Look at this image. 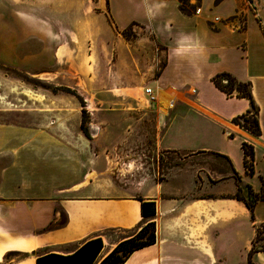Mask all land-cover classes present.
I'll list each match as a JSON object with an SVG mask.
<instances>
[{
    "label": "crops",
    "instance_id": "0c3cea01",
    "mask_svg": "<svg viewBox=\"0 0 264 264\" xmlns=\"http://www.w3.org/2000/svg\"><path fill=\"white\" fill-rule=\"evenodd\" d=\"M181 1L0 0V68L83 71V90L75 88L86 103L97 71L95 96L111 95L121 119L123 104L148 99L144 110L131 107L130 133L144 120L153 125L146 133L159 156L153 179L127 185L82 133L75 96L45 94L38 110L18 112L24 121L1 108L0 264H35L36 255L70 254L97 237L106 254L121 240L112 232L137 229L139 198L154 202L155 241L123 264H264V199L251 213L233 198L239 186L264 192V0ZM132 26L136 36L124 39ZM110 46L115 77L104 81ZM128 53L141 61L128 63ZM222 72L250 83L260 135L232 122L251 104L215 86ZM142 83L153 87L154 101ZM157 95L178 110L157 111ZM91 124L100 131L101 123ZM243 142L254 150L251 175Z\"/></svg>",
    "mask_w": 264,
    "mask_h": 264
},
{
    "label": "rangeland",
    "instance_id": "374dc122",
    "mask_svg": "<svg viewBox=\"0 0 264 264\" xmlns=\"http://www.w3.org/2000/svg\"><path fill=\"white\" fill-rule=\"evenodd\" d=\"M97 24L100 26H104V20L102 18L99 19V22ZM110 25L109 23H107V26ZM132 29L133 26L126 28L123 31L126 36L124 37V39H134L136 35L135 32L132 31ZM146 33L147 34L145 35L150 36V34L148 35V32ZM107 40L108 42H111V40ZM160 49L161 48H159L158 50ZM128 55L129 56H126L128 63L141 61L140 56L132 58L129 53ZM143 57L146 58L145 61L148 62L153 56L143 55ZM113 59V51L110 46L106 50L105 70L101 71V79L104 81L105 79L108 81H114L115 71ZM163 63L164 57L162 55L157 65L158 69L163 65ZM89 73L91 74L92 70H90ZM95 73V77L93 78L92 76V78L90 79L91 81L93 80L92 86L87 88L88 90H85L86 95L90 97V103H86L81 96L82 92L76 89L78 87L83 90V71L81 72L75 70L24 72L11 71L0 68V96L8 95L12 97L11 104H6L4 101L7 99H5V97H3L4 99H1L0 97V109L11 108L15 110V115L14 118H11L10 120L24 121L26 118H24L23 115H21V113L19 114L18 112H20L21 110L30 109L38 110V102L40 103L42 101H46V99L44 98L45 94L50 95L53 93H62L80 97L83 101V106L80 104V114L82 108L86 113V122L84 126L87 136H84L91 140L90 142L92 149L95 152L100 153L102 158L106 160L108 167H110V170H112V172L118 176L122 183L127 185H134L138 182L140 186H145L148 179H153L155 177V161L159 157L158 155H156V151L154 150L153 146L149 144L152 142V136H149L146 133V128L150 126V128L152 129L153 125L147 124L146 120H144L139 123L138 129H136L138 130V133L132 135L130 133V129L132 126L130 114L132 106H136L137 108L144 110L148 105H150V101L148 99H145L144 97H139L136 100L138 102L135 101L134 103L123 104L126 108H128L126 114H124V117L122 119L120 117H116V110L121 107V104L115 103L114 98L111 97V95H106L105 97L100 99L101 102L99 101V98H97L95 94L100 90L99 83H96L98 79H100V77L97 71ZM220 80L224 85L229 86L225 78H222ZM141 85L145 87H152L150 85H146L145 83H142ZM230 87H234L232 93L237 92V84H232V86ZM64 89H69L70 92L64 91ZM108 92H112V94L114 93V91ZM159 98L160 97L157 95L155 109L161 112ZM176 110H178V107L177 105L175 106L174 103L166 108V111L172 113ZM248 116L250 117L252 116V114H249ZM0 119H2V117ZM92 121H94L95 123H101L100 131L98 127H94L91 124ZM168 123L169 122L159 124V126L163 127L169 125ZM177 127L178 126L176 123L173 128L177 129ZM159 155L161 158V152H159ZM166 156L169 157L172 155H164V157ZM243 188L244 193L247 194V189L244 186ZM135 231L136 229L121 232H112L110 236H112V239L114 241H118L130 234H133ZM259 232L261 234L262 230L260 229ZM107 247L108 245L106 244L105 248L98 256L97 262L104 256Z\"/></svg>",
    "mask_w": 264,
    "mask_h": 264
},
{
    "label": "trees",
    "instance_id": "16d2710c",
    "mask_svg": "<svg viewBox=\"0 0 264 264\" xmlns=\"http://www.w3.org/2000/svg\"><path fill=\"white\" fill-rule=\"evenodd\" d=\"M182 9L184 10V8ZM122 35L123 37H126L123 32ZM222 78L226 79L229 86L222 83L220 80ZM212 82L219 90L228 95H230L234 90V87L230 86H232V84L238 85L236 88L237 95L247 98L250 101L251 109L244 114L234 117L232 122L240 127H243L254 135H260V128L257 119L258 109L251 96L250 83L240 82L227 72L215 75L212 78ZM64 91L70 92L69 89H64ZM76 97L78 98L79 103L83 106L82 99L78 96ZM85 114L86 113L82 108L80 129L82 133L87 136L84 126L86 122ZM249 114H252V116L249 117ZM241 148L244 153L243 164L246 169V173L251 175L254 172L253 147L246 142H243ZM244 187L247 189V194L244 193V188L239 186L236 193L233 195V198L242 201L251 213H253L256 202L260 199H264V192L258 194L254 193L248 185ZM139 201L142 219L136 231L117 242V244L98 262L97 258L103 248V242L100 237L85 241L80 247L70 254L45 253L36 255L35 264H123L135 250L149 246L155 241V223L153 221V215L155 214L154 202L143 198H139ZM13 255L16 254L9 253L6 255V258Z\"/></svg>",
    "mask_w": 264,
    "mask_h": 264
},
{
    "label": "built area",
    "instance_id": "2783aa9c",
    "mask_svg": "<svg viewBox=\"0 0 264 264\" xmlns=\"http://www.w3.org/2000/svg\"><path fill=\"white\" fill-rule=\"evenodd\" d=\"M144 92L151 101L155 99V95L153 94V90L151 87H145Z\"/></svg>",
    "mask_w": 264,
    "mask_h": 264
},
{
    "label": "bare ground",
    "instance_id": "6f19581e",
    "mask_svg": "<svg viewBox=\"0 0 264 264\" xmlns=\"http://www.w3.org/2000/svg\"><path fill=\"white\" fill-rule=\"evenodd\" d=\"M159 100H160V106H162L164 108H167L169 106V101H168L167 98H165V97L162 98L161 97V98H159Z\"/></svg>",
    "mask_w": 264,
    "mask_h": 264
}]
</instances>
